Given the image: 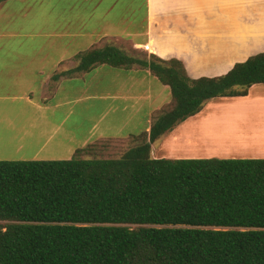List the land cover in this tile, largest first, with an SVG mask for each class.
Listing matches in <instances>:
<instances>
[{
	"label": "trees",
	"instance_id": "obj_1",
	"mask_svg": "<svg viewBox=\"0 0 264 264\" xmlns=\"http://www.w3.org/2000/svg\"><path fill=\"white\" fill-rule=\"evenodd\" d=\"M141 53L105 44L63 73L137 67L169 88L120 157L87 159L86 147L69 160L0 161V264H264V159L151 155L207 102L264 84V53L198 79L179 60Z\"/></svg>",
	"mask_w": 264,
	"mask_h": 264
},
{
	"label": "crops",
	"instance_id": "obj_2",
	"mask_svg": "<svg viewBox=\"0 0 264 264\" xmlns=\"http://www.w3.org/2000/svg\"><path fill=\"white\" fill-rule=\"evenodd\" d=\"M138 4L8 0L0 5V161L69 160L91 144L125 143L149 132L153 114L171 99L169 88L137 67L99 65L63 75L77 66L75 57L82 52L123 39L162 60H179L192 79L225 75L236 63L264 53V0H144L143 29L121 31L116 22L135 25ZM109 75L119 87L106 90ZM258 85L264 101V84ZM256 86L243 98L252 97ZM107 100L110 104L100 107ZM109 112L113 116L104 123ZM89 116L92 122L86 123ZM153 145L152 157L164 158L161 150L152 154Z\"/></svg>",
	"mask_w": 264,
	"mask_h": 264
},
{
	"label": "rangeland",
	"instance_id": "obj_3",
	"mask_svg": "<svg viewBox=\"0 0 264 264\" xmlns=\"http://www.w3.org/2000/svg\"><path fill=\"white\" fill-rule=\"evenodd\" d=\"M138 3L135 25L129 26L128 21L124 20L116 22V26H120L121 31L124 28L132 29L134 26L135 29H143L145 25L144 0H138ZM113 43L122 51L135 57L145 58L141 52L151 54L135 48L123 39ZM115 80L116 78L112 75L106 78V90L119 87L114 83ZM89 86L91 93L97 88L95 84ZM260 86L263 85L255 87L252 97L222 98L207 102L198 115L177 125L173 131L166 133L156 141L153 145L155 151L153 150L152 154L161 150V155L167 159H264V101L257 96V88ZM110 102V100L105 103L100 101V107L107 106ZM90 104L94 102L91 101ZM80 106L82 105L76 108ZM112 116L110 112L107 113L104 123ZM87 119L86 123L92 122L90 116ZM129 142L108 141L91 144L87 146L84 158H118L128 148ZM255 151L258 155L254 154Z\"/></svg>",
	"mask_w": 264,
	"mask_h": 264
}]
</instances>
